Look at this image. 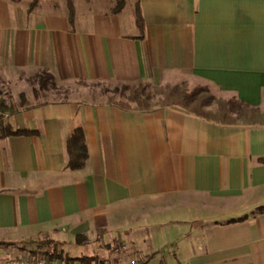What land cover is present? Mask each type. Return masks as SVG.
<instances>
[{
  "label": "crops",
  "instance_id": "obj_1",
  "mask_svg": "<svg viewBox=\"0 0 264 264\" xmlns=\"http://www.w3.org/2000/svg\"><path fill=\"white\" fill-rule=\"evenodd\" d=\"M67 1L0 0V79L200 84L264 109V0H131L127 16L125 0L115 14L70 0L73 24ZM9 115L31 134L0 138V241L100 237L107 262L91 264H116L122 243L138 264H264V126L76 100ZM77 127L88 157L72 171L65 137ZM21 251L0 246V264Z\"/></svg>",
  "mask_w": 264,
  "mask_h": 264
},
{
  "label": "trees",
  "instance_id": "obj_2",
  "mask_svg": "<svg viewBox=\"0 0 264 264\" xmlns=\"http://www.w3.org/2000/svg\"><path fill=\"white\" fill-rule=\"evenodd\" d=\"M123 7L124 0H118L115 7L111 9V13L115 14ZM67 8L68 21L70 24H73L74 10L70 0L67 1ZM135 22L140 32H142L143 20L138 4L135 7ZM32 78L38 84L39 90L47 86L52 89L55 88L53 76L46 71H39ZM76 84L83 87L102 86L101 93L105 98L104 103L126 111L146 112L156 108L177 107L197 118L216 124L264 126V113H261L259 108L252 107L234 98L219 99L205 85H197L192 89H189L185 83L151 86L142 80H137L134 83H121L114 87H108L102 83H87L85 81H78ZM20 100L18 107L24 106L26 103L23 94H20ZM93 102L96 101L93 100ZM16 108L17 106L13 104L7 106L5 101L0 98L1 111L11 114ZM27 134H31V132L13 131L10 127H7L1 129L0 138ZM65 152L67 157L65 167L67 169L73 171L84 167L88 152L81 128H74L65 137ZM47 236L45 234L43 235V239L29 238L21 242L0 241V246L7 248L20 244L23 248L28 245H34L35 250L46 249L49 246L56 248L59 242ZM74 240L77 245H83L87 242V238L84 235H76ZM55 256L60 258L59 253L55 252ZM65 260H69V258ZM74 260L81 264H91L92 261H96V257H80Z\"/></svg>",
  "mask_w": 264,
  "mask_h": 264
},
{
  "label": "rangeland",
  "instance_id": "obj_3",
  "mask_svg": "<svg viewBox=\"0 0 264 264\" xmlns=\"http://www.w3.org/2000/svg\"><path fill=\"white\" fill-rule=\"evenodd\" d=\"M44 1V0H43ZM75 9L77 12H83L85 8V0H74ZM118 0H90L93 8L98 10L108 11L110 8L115 7ZM49 2L61 3V7L66 9V0H46ZM126 6L123 11V15L127 16L129 14L133 15L134 6L131 0H125ZM55 88L52 89L47 86L44 89L39 90L38 84L33 80L32 77L25 80H21L16 83H6L0 79V98L5 101L8 106L10 104L16 105L18 107L20 103V93L25 96V105L35 104L40 101H81L84 103H104V96L102 95V86L98 87H83L76 83H70L67 85H60L56 82ZM189 89L197 86H191L185 83ZM200 85V84H198ZM153 86V85H151ZM209 89V88H208ZM36 90V92H34ZM210 90V89H209ZM210 92L219 99H226L222 95L214 94L211 90ZM95 100L96 102H93ZM105 104V103H104ZM261 113H264V109H259ZM52 236V235H51ZM48 237V236H47ZM49 238V237H48ZM36 239H43V235H39ZM51 239L57 240L59 245L54 248L53 246L47 247V249H52L56 253H59L61 259H76L80 257H96V260L107 262L105 259L107 253V244L101 240L100 237H95L85 242L83 245H77L74 240V236L69 233H62L61 235H53ZM21 255L15 256H28L30 252L35 250L34 245H28L22 248Z\"/></svg>",
  "mask_w": 264,
  "mask_h": 264
},
{
  "label": "built area",
  "instance_id": "obj_4",
  "mask_svg": "<svg viewBox=\"0 0 264 264\" xmlns=\"http://www.w3.org/2000/svg\"><path fill=\"white\" fill-rule=\"evenodd\" d=\"M9 113L0 110V131L1 129L10 127L9 125ZM110 250V249H109ZM108 250V251H109ZM121 256V260L116 264H138L134 258H127V246L120 244L118 247L113 248L111 251ZM7 264H81L74 259H61L55 256V252L52 249L37 250L35 253L28 256H14L10 258Z\"/></svg>",
  "mask_w": 264,
  "mask_h": 264
}]
</instances>
